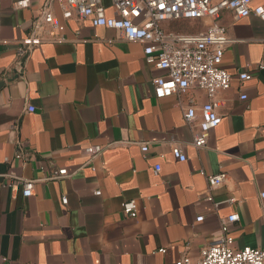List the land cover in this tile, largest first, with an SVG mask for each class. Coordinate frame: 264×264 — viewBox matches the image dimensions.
<instances>
[{"label": "crops", "instance_id": "1", "mask_svg": "<svg viewBox=\"0 0 264 264\" xmlns=\"http://www.w3.org/2000/svg\"><path fill=\"white\" fill-rule=\"evenodd\" d=\"M18 1L0 0V264L195 261L230 215L233 248L264 250V22L218 15L234 41L221 60L232 81L219 94L220 124L197 149L183 110L190 99L205 102L202 92L158 99L153 80L163 71L146 63L142 44L75 14L64 20L50 0ZM46 8L62 31L43 23ZM182 23L196 35L213 21ZM28 36L41 44L18 57ZM241 72L251 78L240 81ZM172 143L186 161L172 155ZM89 145L105 147L91 164L82 152ZM60 169L70 175L52 178ZM201 171L227 178L210 189ZM24 180L33 181L30 197ZM131 200L135 218L122 214Z\"/></svg>", "mask_w": 264, "mask_h": 264}, {"label": "built area", "instance_id": "2", "mask_svg": "<svg viewBox=\"0 0 264 264\" xmlns=\"http://www.w3.org/2000/svg\"><path fill=\"white\" fill-rule=\"evenodd\" d=\"M50 1L57 4L64 20H69L75 14L81 20H88L94 27L121 32L128 42L142 44L146 63L163 71L161 76L153 80L156 98L181 96L190 91H199L205 95V102L197 105L190 99L183 110L184 122L192 132V145L197 149L207 147L209 132L220 124L219 94L228 90L232 81L230 74L221 67V60L225 48L234 41L227 36L225 28L216 22L218 15L221 11H227L236 19L253 15L264 22V6H252L251 0H108L111 14H108L103 0ZM28 4V0H20L16 7L25 8ZM203 18H208L213 23L204 32L196 35L170 32L163 27L165 22ZM42 20L47 26L58 31L63 30V26L55 21L49 8L44 10ZM40 44L39 38L26 37L18 48V57ZM250 78L247 73L238 74L240 81ZM240 99L246 100V95H241ZM27 111L33 112L34 108L28 106ZM170 146L172 155L178 161H186V156L178 144L172 143ZM104 149L101 145L83 148L87 164H91ZM141 150L146 152L147 144H142ZM159 171L160 166L155 165L154 173ZM200 174L206 177L210 189L221 187L227 178L224 172L206 175L201 171ZM69 175L66 169H60L51 177L59 179ZM32 194L33 181L24 180L22 195L30 197ZM95 195H100V192L96 191ZM261 198L264 199V193ZM205 200L211 201V197L205 196ZM137 210L134 200L122 204L124 216L135 218ZM202 219L200 216L196 221L200 222ZM235 221L234 215L222 220L220 238L214 244L202 248L195 261L185 255L175 264H264V250L233 248L230 224ZM160 252L163 253L164 250Z\"/></svg>", "mask_w": 264, "mask_h": 264}, {"label": "rangeland", "instance_id": "3", "mask_svg": "<svg viewBox=\"0 0 264 264\" xmlns=\"http://www.w3.org/2000/svg\"><path fill=\"white\" fill-rule=\"evenodd\" d=\"M182 21L189 22V21H193V20H180V21L170 22L171 24H174V27L170 28L171 31H176V32H179V33H182V34H190L187 31H184V28L181 27L182 26L181 24H183Z\"/></svg>", "mask_w": 264, "mask_h": 264}]
</instances>
